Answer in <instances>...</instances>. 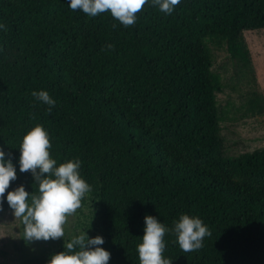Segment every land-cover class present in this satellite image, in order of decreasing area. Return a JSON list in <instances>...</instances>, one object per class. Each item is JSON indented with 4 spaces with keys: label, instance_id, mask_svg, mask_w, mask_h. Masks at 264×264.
<instances>
[{
    "label": "trees",
    "instance_id": "obj_1",
    "mask_svg": "<svg viewBox=\"0 0 264 264\" xmlns=\"http://www.w3.org/2000/svg\"><path fill=\"white\" fill-rule=\"evenodd\" d=\"M136 16L126 27L67 0H0V147L18 169L20 143L40 124L58 165L80 161L91 188L81 205L97 213L84 231L105 239L109 264H140L145 216L171 228L183 214L211 235L185 252L166 233L173 264H264V149L224 154L226 84L214 70L215 48L251 66L244 32L264 30V0H181L171 15L148 0ZM21 184L37 191L31 172L17 170L9 191ZM9 211L5 202L0 215ZM60 241L22 264H47Z\"/></svg>",
    "mask_w": 264,
    "mask_h": 264
},
{
    "label": "clouds",
    "instance_id": "obj_2",
    "mask_svg": "<svg viewBox=\"0 0 264 264\" xmlns=\"http://www.w3.org/2000/svg\"><path fill=\"white\" fill-rule=\"evenodd\" d=\"M181 0H151L153 7L171 15ZM72 10H81L90 17L110 11L113 18L124 26L136 22V14L148 0H67ZM5 25L0 23V30ZM36 102L55 107L56 101L46 90L33 91ZM50 136L43 125L37 124L28 131L19 146V161L0 147V212L6 202L15 218L23 223V236L26 241H57L65 236L67 218L80 207L82 199L91 191L90 185L80 174L79 160H69L58 165L50 155ZM7 157V158H6ZM17 170L31 172L36 192L30 193L21 184L9 191L12 182L17 180ZM7 195L5 196V193ZM142 242L136 251L140 264H173L165 258L166 233H174L181 250L193 252L203 247L205 237L211 232L197 216L183 214L168 228L156 217L145 216ZM105 244L102 236L90 237L88 231L64 240V251L53 254L47 264H109L111 253L101 247Z\"/></svg>",
    "mask_w": 264,
    "mask_h": 264
},
{
    "label": "rangeland",
    "instance_id": "obj_3",
    "mask_svg": "<svg viewBox=\"0 0 264 264\" xmlns=\"http://www.w3.org/2000/svg\"><path fill=\"white\" fill-rule=\"evenodd\" d=\"M244 38L250 50L252 64L241 68L226 49L215 48V72L226 84L218 94L222 123L221 136L224 154L240 156L264 149V30L245 31ZM257 100L258 104H251ZM88 200L67 218L65 236L57 240L68 241L76 233L89 229L96 222V208ZM23 223L12 211L0 215V264H22L24 260L39 256L51 241L28 242L23 236Z\"/></svg>",
    "mask_w": 264,
    "mask_h": 264
}]
</instances>
